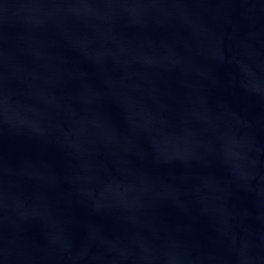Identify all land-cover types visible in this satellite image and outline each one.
<instances>
[{"label": "water", "instance_id": "water-1", "mask_svg": "<svg viewBox=\"0 0 264 264\" xmlns=\"http://www.w3.org/2000/svg\"><path fill=\"white\" fill-rule=\"evenodd\" d=\"M0 264H264V0H0Z\"/></svg>", "mask_w": 264, "mask_h": 264}]
</instances>
